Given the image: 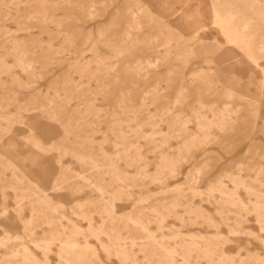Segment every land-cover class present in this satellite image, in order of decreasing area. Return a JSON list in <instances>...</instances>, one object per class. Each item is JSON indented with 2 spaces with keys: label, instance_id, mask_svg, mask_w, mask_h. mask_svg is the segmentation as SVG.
Returning a JSON list of instances; mask_svg holds the SVG:
<instances>
[{
  "label": "rangeland",
  "instance_id": "obj_1",
  "mask_svg": "<svg viewBox=\"0 0 264 264\" xmlns=\"http://www.w3.org/2000/svg\"><path fill=\"white\" fill-rule=\"evenodd\" d=\"M262 223L264 0H0V264H264Z\"/></svg>",
  "mask_w": 264,
  "mask_h": 264
},
{
  "label": "bare ground",
  "instance_id": "obj_2",
  "mask_svg": "<svg viewBox=\"0 0 264 264\" xmlns=\"http://www.w3.org/2000/svg\"><path fill=\"white\" fill-rule=\"evenodd\" d=\"M11 114V113H10ZM12 115H14V113L12 114ZM13 116H11V118H12ZM9 118V117H8ZM6 119V118H5ZM2 120V119H1ZM6 121V120H5ZM10 121V120H9ZM13 126V125H12ZM4 129L5 130H8L7 132H10L11 130H10V128H8V127H4ZM32 143H33V146L35 147V148H37V149H39V150H41V151H43V150H45L44 149V147H43V145H42V143H41V140L39 139V138H33L32 139ZM77 157L80 159V160H84V155H77ZM113 166V165H112ZM113 170H115V171H117V167L114 165L113 166ZM117 176H118V174H117ZM81 177V176H80ZM83 178V177H82ZM38 188V187H37ZM172 188H174V187H172ZM39 189V188H38ZM175 189V188H174ZM40 190V189H39ZM44 192V191H43ZM45 194V193H44ZM45 196V195H44ZM46 197H48L47 195H46ZM46 197H45V201H47V199H46ZM238 197V196H237ZM237 201V200H236ZM237 203H239V204H244L243 203V201L242 200H240V199H238V201H237ZM64 206V205H63ZM239 206V205H238ZM242 206V205H241ZM255 206V205H254ZM111 207V206H110ZM113 208V207H112ZM239 208H241V207H239ZM245 208V207H244ZM257 214V213H256ZM259 216V215H258ZM64 217V216H63ZM256 219H257V216H256ZM257 221V220H256ZM263 224V223H262ZM264 225V224H263ZM1 227V226H0ZM74 228V227H73ZM260 228H262V227H260ZM75 229V228H74ZM230 229H231V227H230ZM72 231V230H71ZM233 231V230H232ZM6 232V231H5ZM72 232H75V233H78L79 232V230L78 231H72ZM6 234H8L7 232H6ZM220 236V235H219ZM222 236V235H221ZM73 237V234H71V235H69L68 236V238L69 239H71ZM23 238V237H22ZM22 238H20V239H22ZM229 238V237H228ZM25 241V240H24ZM86 241V240H85ZM101 242V241H100ZM65 243H73V244H78L77 243V241L76 240H74V239H71L70 241H68V242H65ZM37 246V245H36ZM79 246H81V247H84L83 249H85L86 250V248L85 247H92V244L91 243H89L88 241H86V243L85 244H83L82 243V245L81 244H79ZM78 247V246H77ZM75 249V248H74ZM90 249V248H89ZM206 251V250H205ZM168 252H170L171 253V251H168ZM207 252V251H206ZM83 253V252H82ZM121 253L124 255V254H126V252L124 251V250H122L121 251ZM211 254V253H210ZM223 254H224V252H223ZM223 254H222V256H223ZM22 255H23V258H24V261H23V263L22 264H27V262H31V263H35V264H38V259H37V256L31 251V249L27 246V245H23V248H22ZM79 255H80V253H79ZM220 259H221V257H220ZM228 261V260H227ZM231 260H229L228 262H230ZM222 262H223V259H222ZM227 262V263H228ZM232 263V262H231ZM171 264V263H170ZM223 264H225V260H224V263Z\"/></svg>",
  "mask_w": 264,
  "mask_h": 264
}]
</instances>
